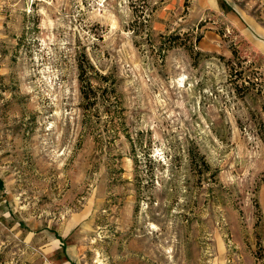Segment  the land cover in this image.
Masks as SVG:
<instances>
[{"label": "rangeland", "instance_id": "1", "mask_svg": "<svg viewBox=\"0 0 264 264\" xmlns=\"http://www.w3.org/2000/svg\"><path fill=\"white\" fill-rule=\"evenodd\" d=\"M217 3L0 0V264H264V0Z\"/></svg>", "mask_w": 264, "mask_h": 264}, {"label": "crops", "instance_id": "2", "mask_svg": "<svg viewBox=\"0 0 264 264\" xmlns=\"http://www.w3.org/2000/svg\"><path fill=\"white\" fill-rule=\"evenodd\" d=\"M208 3L210 4L211 8H213V10H214L215 7L219 9V5L217 3V0H208ZM258 28H261V27H258ZM240 31H241V34L246 39H248V40L250 39V36L248 35V32L243 27L240 29ZM261 32H264V29H261ZM260 42L261 43H256L257 46H258L257 48L262 54H264V41H260Z\"/></svg>", "mask_w": 264, "mask_h": 264}, {"label": "trees", "instance_id": "3", "mask_svg": "<svg viewBox=\"0 0 264 264\" xmlns=\"http://www.w3.org/2000/svg\"><path fill=\"white\" fill-rule=\"evenodd\" d=\"M199 39H200V37H196V38H195V41L198 42ZM83 95L85 96V94H83ZM260 247H262V245H260V243H258V244H257V250L255 251V254H256L255 256H256L257 259H259V258H260V259L264 258V257H262V255H261L260 252H259V251H260V250H259Z\"/></svg>", "mask_w": 264, "mask_h": 264}]
</instances>
